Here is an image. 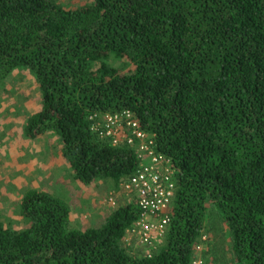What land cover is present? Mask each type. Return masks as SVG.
I'll return each mask as SVG.
<instances>
[{
    "label": "trees",
    "instance_id": "1",
    "mask_svg": "<svg viewBox=\"0 0 264 264\" xmlns=\"http://www.w3.org/2000/svg\"><path fill=\"white\" fill-rule=\"evenodd\" d=\"M23 70L42 96L25 135L57 136L75 180L110 181L132 201L81 230L67 201L30 190L23 229L0 217V264H193L208 204L228 225L235 264H264V0H92L73 10L0 0V82ZM125 110L176 170L171 223L151 257L123 245L140 217L122 190L136 150L92 128Z\"/></svg>",
    "mask_w": 264,
    "mask_h": 264
},
{
    "label": "rangeland",
    "instance_id": "2",
    "mask_svg": "<svg viewBox=\"0 0 264 264\" xmlns=\"http://www.w3.org/2000/svg\"><path fill=\"white\" fill-rule=\"evenodd\" d=\"M91 1L59 0L70 10ZM41 108L40 88L29 71H16L0 82L1 221L14 229H23L26 224L20 215V203L28 191L39 190L67 201L73 227L81 230L99 227L118 206L132 199L121 190H113L110 181L85 186L75 180L68 161L62 156L57 136L47 133L35 140L27 137L24 125ZM140 243L138 235L130 231L123 245L131 255L142 256L148 249ZM201 245L196 259L203 260L204 264H235L228 225L214 204H208Z\"/></svg>",
    "mask_w": 264,
    "mask_h": 264
},
{
    "label": "built area",
    "instance_id": "3",
    "mask_svg": "<svg viewBox=\"0 0 264 264\" xmlns=\"http://www.w3.org/2000/svg\"><path fill=\"white\" fill-rule=\"evenodd\" d=\"M96 118L94 115L91 121ZM92 128L102 138L111 139L113 145L125 143L136 150L140 165L122 190L136 197L140 217L131 231L138 235L140 245L148 249L145 255L151 257L162 245L171 223L176 170L169 159L157 152L153 137L140 128L132 111L108 114L102 118V124L94 123ZM110 201L114 203V198ZM196 249L200 251L202 245ZM193 264L204 261L196 259Z\"/></svg>",
    "mask_w": 264,
    "mask_h": 264
}]
</instances>
